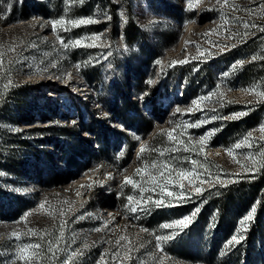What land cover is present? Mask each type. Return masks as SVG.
<instances>
[{"label":"rangeland","instance_id":"obj_1","mask_svg":"<svg viewBox=\"0 0 264 264\" xmlns=\"http://www.w3.org/2000/svg\"><path fill=\"white\" fill-rule=\"evenodd\" d=\"M23 2L31 11L21 20ZM40 3L53 16L41 13ZM188 5L189 0H0V264H13L21 244L41 242L38 237L29 239V229L44 235V243L49 234L62 232L61 244L70 245L58 261L49 260L50 254L42 251L40 264L64 260L97 264L102 253L107 264H208L205 253L214 235L213 213L204 224L187 227L164 243L163 251L156 247L157 235L174 231L161 226L190 215L199 207L190 203L198 195L182 207L138 212L141 218L135 220L124 206L127 196H139V191L119 188L125 176L141 180L137 168L154 172L150 168L154 160L191 170L195 159L203 165L198 170L205 178L208 173L220 174L227 182L253 163L246 159L256 158L252 140L264 137L259 130L264 126V106L253 129L232 134L225 142H214L225 119H211L264 103V71L255 74V68L244 69L264 59V0H193V10ZM60 18L99 22L54 32L46 22ZM128 20L138 29L131 43L123 34ZM112 24L117 25L115 34ZM92 34H102L96 47L65 50L60 44V39L68 42ZM181 60L188 62L178 63ZM173 61L177 63L170 66ZM149 79L156 83L148 84ZM10 87L12 93L5 94ZM209 93L219 95L201 101L202 111H187L193 99ZM181 94L183 99L178 100ZM177 107L184 111L173 115ZM201 120L208 122L184 128ZM213 129L215 135L201 145L199 137ZM162 130L173 131L190 150L181 148L162 157L146 150L137 160L141 143L161 150L176 146ZM137 135L141 140H136ZM236 143L242 147L236 149ZM81 177L84 180L78 183ZM90 184L92 188L87 187ZM251 210L236 218L231 237ZM81 215L84 220L77 219ZM250 222L244 226L247 231ZM247 231L239 232L245 238L238 244L218 241L210 264H264V234L248 249ZM16 233L21 240L15 239ZM129 242L137 249L132 260L124 258ZM73 252L83 255L70 259ZM189 252L193 257H188Z\"/></svg>","mask_w":264,"mask_h":264},{"label":"snow or ice","instance_id":"obj_2","mask_svg":"<svg viewBox=\"0 0 264 264\" xmlns=\"http://www.w3.org/2000/svg\"><path fill=\"white\" fill-rule=\"evenodd\" d=\"M189 10L194 9L193 0H189ZM213 10V9H209ZM110 19V17H109ZM99 22L98 19L93 18H81V19H75V20H66L64 18L60 19H53L51 21H47L46 23H50L52 30L56 32L58 29H63L65 31L71 30L72 27H79L83 25H89L93 23ZM36 25L34 24L33 27ZM40 27H44V24H40ZM248 25H246L247 27ZM252 27H255V25H252ZM102 39V34H92L90 36L76 38L74 40H69L68 42H64L63 39H60V44L62 45L63 49L65 50H71L76 47H96L97 44L95 43L98 40ZM85 41H91V43H86ZM214 43V42H210ZM14 50V49H10ZM221 52L224 51L223 48L220 49ZM2 55V54H0ZM203 55V54H202ZM199 57H193V59H198ZM188 62L187 60H181L178 63L183 64ZM156 64H160V60L155 61ZM177 62L173 61L172 65L174 66ZM239 63V62H238ZM2 59H0V67H2ZM52 68H56V64L51 65ZM77 72L80 71L81 65L77 64L75 65ZM43 71H47V68L43 69ZM69 79L71 78V74L69 73ZM225 77L228 76V73L225 72L223 74ZM148 84H154L156 81L149 79L147 81ZM11 85V81L9 82V86ZM219 87V86H218ZM145 96L148 95V93L144 94ZM213 95H219L218 93H209L208 96L200 97L199 99H193L191 104L193 107H190L187 109L188 112H192L193 110L202 111V105L201 101L208 100ZM222 100V97H220ZM99 106V105H98ZM224 104L221 103V107H223ZM184 110H182L180 107H177L173 113L175 115L176 113H181ZM215 111V109H213ZM247 115V112H240L232 114L231 116L227 117H218V116H212V120L216 119H239L242 116ZM208 121H197L196 123H186L184 125L185 129L189 128H199L203 126ZM123 127V126H121ZM260 132L264 133V126L260 127ZM18 131V129H17ZM217 130L213 129L205 133L203 136L199 137V143L201 145H205L207 142L210 141L212 136L215 135V132ZM161 134H164L167 136V139L169 142H174L176 146L173 147H166L163 150L159 148H149L148 145L145 143H141L139 150L136 153L137 160L143 159V153L146 150L155 151L158 152L159 155L162 157L165 155V153L171 152V153H177L183 148L184 152H188L190 149L189 147L184 146L185 141L180 139L177 135L173 134V131H165L162 130ZM136 140H141V137L137 135ZM251 138V133H249V139ZM264 138V137H262ZM246 146H251L250 143H248ZM236 149H240L242 147L241 143H236L234 146ZM203 149H201L202 151ZM229 154L231 155V151H229ZM246 159H252L253 165L251 168H246V171L255 172L257 171L255 166V157L249 156L246 157ZM192 169L191 170H185L184 168H173L171 163L165 162L163 160L159 161H152L150 168L153 171H149V167L145 168H137L136 174L141 175V180L136 181L132 178H129L127 176L124 177L123 182L120 184L119 188L120 191L123 192L124 188L127 186H131L133 190L139 191V196L134 195H128L127 201L128 203L124 206L127 211L132 215V217L135 220H139L141 217L137 215L138 212H144L147 213L151 210L152 207L155 208H163V207H182L186 203L190 202L193 198V195H202L204 189L199 185H203L205 183H208L210 187H214L215 183H219L221 186H227V183L220 178V174H216L213 176V174L208 173V178H205V175L203 172L199 171L198 168H203V165H198V161L193 159L191 160ZM207 171V170H205ZM147 175L149 179L147 181L144 180V176ZM109 179L113 178L111 175L108 177ZM215 180V183L212 181ZM184 181H187V186L185 185ZM235 182V181H233ZM100 185L103 186V181L100 182ZM88 188H92L93 185H88ZM80 195L81 193H77ZM45 206L44 203L40 204V207L43 208ZM200 208L197 207L193 210V212L190 215L184 216L183 218L176 219L172 223H164L161 227L163 229H173L171 235H157L155 237L156 240V247L163 251L162 245L164 243H167L168 241L175 238L176 235H179L185 228L189 227L190 224L193 222V219L195 216L199 213ZM255 213V206L253 209L244 216L239 221V229L237 230V234L233 235L230 240L229 244H238L240 243L245 237L243 235H239L240 231H247V229L244 227L245 224L249 221H251L254 218ZM29 213H24V216H28ZM63 215V213H61ZM78 220H84L85 217L83 215L77 217ZM114 219V217H113ZM105 227H107V224H105ZM95 231H101L100 228H96ZM142 232H146L147 229L141 228ZM28 237L31 239L32 237H38L39 241L41 242H25L21 244L15 251L14 260H18L21 262V264H40L41 260V252L46 250L47 254H50L48 256L49 260L52 261H58L59 256L62 252L67 251L70 248V245L67 244H61V241L64 240L63 233L59 236H53L51 234L48 235L46 243L45 236L44 235H38L35 229H29L28 231ZM15 239L17 241L21 240V235L16 233L14 234ZM120 240H124V237H120ZM74 242V241H73ZM119 244V241L117 242ZM143 245H141L142 247ZM137 249L133 248L131 246V242H129V247L127 254L125 255L126 260H132L134 257L132 253L136 251ZM76 255H83L82 252H73L71 253V257H75ZM105 254H101V260L97 262V264H107V261L104 259ZM120 256L119 251L113 256V260L115 261ZM5 264H8L6 261ZM60 264H69V260L61 261Z\"/></svg>","mask_w":264,"mask_h":264},{"label":"trees","instance_id":"obj_3","mask_svg":"<svg viewBox=\"0 0 264 264\" xmlns=\"http://www.w3.org/2000/svg\"><path fill=\"white\" fill-rule=\"evenodd\" d=\"M40 5L41 13L53 16L52 11L44 7L43 3H40ZM19 8L18 18L21 20L28 18L31 8H28L25 2L21 3ZM0 13L2 12L0 11ZM97 26V28L101 29L102 25L99 24ZM110 27L114 34L117 33L116 24H112ZM123 34L127 43H131L136 39L138 29L133 20H128L123 26ZM251 67L255 68V74L261 73L264 71V59H261L259 62H250L244 66V69ZM12 91L13 89L10 87L6 89L5 94H10ZM263 106L264 103L251 104L245 111L247 115L239 119L225 120L224 127L219 131L214 142H225L224 140L232 134L253 129L260 119ZM251 149L256 155L255 166L257 171L238 173L226 182L227 186L215 184L214 187H204L203 194L198 195V201L192 200L190 202L191 204H199L200 208L196 218L189 226L190 229L194 225L204 224L212 213L215 217L214 235L211 238V245L205 253L207 258L205 263L210 264L213 262L218 241L230 240L236 218L245 211L253 209L254 206V218L251 220L246 233L248 249L255 246L256 238L260 239L264 234V138L253 139ZM252 165L253 163L248 168H251ZM187 208H189L188 205ZM188 257H193V253L189 252Z\"/></svg>","mask_w":264,"mask_h":264},{"label":"built area","instance_id":"obj_4","mask_svg":"<svg viewBox=\"0 0 264 264\" xmlns=\"http://www.w3.org/2000/svg\"><path fill=\"white\" fill-rule=\"evenodd\" d=\"M189 37H191V35H189ZM178 100H181V99H183V95L181 94V95H178L177 97H176ZM88 174V173H87ZM87 178V177H86Z\"/></svg>","mask_w":264,"mask_h":264},{"label":"bare ground","instance_id":"obj_5","mask_svg":"<svg viewBox=\"0 0 264 264\" xmlns=\"http://www.w3.org/2000/svg\"><path fill=\"white\" fill-rule=\"evenodd\" d=\"M82 179L84 180V178L81 177V179H79L77 182L78 183H81Z\"/></svg>","mask_w":264,"mask_h":264}]
</instances>
